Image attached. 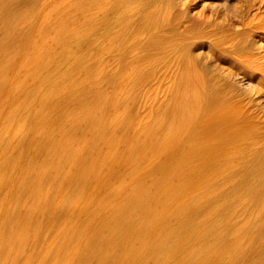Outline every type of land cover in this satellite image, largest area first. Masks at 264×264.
<instances>
[{"label": "rangeland", "instance_id": "374dc122", "mask_svg": "<svg viewBox=\"0 0 264 264\" xmlns=\"http://www.w3.org/2000/svg\"><path fill=\"white\" fill-rule=\"evenodd\" d=\"M210 89L213 133L187 122ZM244 119L264 133V0H0V264H264V200L221 198L252 153L208 138ZM187 176L211 186L178 206Z\"/></svg>", "mask_w": 264, "mask_h": 264}, {"label": "bare ground", "instance_id": "6f19581e", "mask_svg": "<svg viewBox=\"0 0 264 264\" xmlns=\"http://www.w3.org/2000/svg\"><path fill=\"white\" fill-rule=\"evenodd\" d=\"M152 1V0H151ZM252 11V10H251ZM252 37V36H251ZM247 38V37H246ZM256 41V40H255ZM64 73V72H63ZM185 73V72H184ZM241 78V77H240ZM179 79V78H178ZM202 79V78H201ZM257 79V78H255ZM178 85V84H177ZM185 85V84H184ZM261 85V84H260ZM185 87V86H184ZM207 88V87H206ZM240 88V87H239ZM256 89V88H255ZM196 90V89H195ZM248 91V90H247ZM249 92V91H248ZM181 93V92H180ZM182 94V93H181ZM198 94V93H197ZM243 95L247 96L246 92L243 91L242 93ZM218 95V96H217ZM182 96V95H180ZM179 96V97H180ZM196 96V95H195ZM212 96V97H211ZM214 96L220 97V93H214L213 90H208V91H204L203 97H201V100L199 99V97H197V100H194L197 106V109L192 115H190L187 118V122L191 125H193L198 131L202 130V129H208L210 132H214V128L213 125H215V121H216V110H213L211 107L216 106L214 100L212 104H214L213 106L209 105V99L210 97L213 99ZM204 98V99H203ZM211 99V100H212ZM183 100V99H182ZM236 100L242 102L243 98L240 97V95H238V97H236ZM253 101V100H252ZM219 102V101H218ZM221 102V101H220ZM219 102V103H220ZM254 102V101H253ZM183 103V102H182ZM191 103H193V100L191 101ZM194 103V104H195ZM211 106V107H210ZM210 107L212 110H210L209 112L207 110H209ZM208 108V109H206ZM186 109V108H185ZM205 109H206V114H205ZM184 117V116H183ZM231 121V120H230ZM229 121V122H230ZM253 126L250 125L247 121H245V119L242 121V123L239 126H233L232 131H225L223 132L222 136L219 137V139L217 141H214V139H216L218 136V134H216V136L211 135L210 141L216 144H213L212 149L216 150L217 152H220L221 146L224 144H229V143H234L235 144V148L233 149H227V150H223L221 149V153L220 155L226 156L228 158H230L231 154H235L237 159H242L245 158V154L250 152L252 153V159L253 161L251 162L252 164L247 165V168L245 167L244 171H242L240 173L241 178L240 181L237 182L236 184H234L231 188H228V190H226L225 192H223V194L221 195L223 198L224 196L227 195V193L231 192L237 195L239 194V192L241 191H249V190H254V194H253V198L256 202H261L264 200V133L260 134V132L258 134H255L253 132ZM217 129V127L215 128V130ZM222 132V131H221ZM202 133V132H201ZM204 134V133H203ZM215 135V134H214ZM260 145V146H257ZM263 144V145H262ZM167 145V144H166ZM227 146V145H226ZM166 149V148H165ZM180 150V149H179ZM204 152V151H203ZM173 153V152H172ZM205 154V152H204ZM195 155H200V151L196 152ZM192 157V156H191ZM227 158V159H228ZM167 159V158H166ZM194 159V158H193ZM168 160V159H167ZM183 160V159H182ZM233 160V159H232ZM36 161V160H35ZM186 161V160H184ZM195 163V162H194ZM249 163V162H248ZM184 164V163H183ZM217 164V163H216ZM225 165V164H224ZM215 166V162L211 163L210 166H206L209 167V169L211 167ZM246 166V164H245ZM244 167V165H243ZM187 168V167H186ZM180 169V168H179ZM208 169V168H207ZM243 169V168H242ZM169 170V169H168ZM205 167L204 168H199L196 172L197 176L205 173ZM241 170V169H240ZM238 174H239V170ZM194 172V171H193ZM120 173V172H119ZM192 173V172H191ZM237 173V172H235ZM168 174V173H167ZM188 174V173H187ZM195 174V175H196ZM236 174V175H238ZM67 175V174H66ZM68 176V175H67ZM176 177L183 178L181 176V174L176 173ZM195 177V176H194ZM194 177H186V181L188 180L189 182H191V185H189V187H187L186 189L184 188H178L176 186V189L174 188L173 190H169L165 189V186H163V195L164 196H168L169 193L172 192V194H175V198L177 199V204L179 206V204H182L183 201L186 199L185 202H189L191 201L192 197L190 196L196 189L200 191V197H206V193L209 191L210 189V182L207 179H204L202 182H196V179L194 181ZM240 177V176H239ZM63 178V177H62ZM203 178V177H202ZM256 178V179H254ZM168 179V178H167ZM185 180V178H183ZM199 179V178H198ZM254 179V180H253ZM160 180V179H159ZM253 180V182H252ZM176 181V179H175ZM143 182V181H142ZM167 182V181H166ZM172 182V181H171ZM251 182V183H250ZM153 184V183H152ZM166 184V183H165ZM168 185V184H167ZM171 185V184H170ZM254 185V186H251ZM27 186V185H26ZM159 187H161L159 185ZM158 187V188H159ZM27 188V187H26ZM162 188V187H161ZM169 188V187H167ZM22 194V193H21ZM162 197V196H161ZM172 198V197H171ZM185 198V199H184ZM167 200V199H166ZM170 200V198H169ZM176 201V200H175ZM174 201V202H175ZM167 202V201H166ZM166 202L164 199H160V202H158V205L161 203L162 207L166 206ZM157 203V202H156ZM47 204V203H46ZM92 204V203H91ZM149 204V203H148ZM186 204V203H185ZM188 205V204H186ZM185 205V206H186ZM132 206V205H131ZM141 206V205H140ZM153 207V206H152ZM188 207V208H187ZM136 208V207H135ZM179 208V207H178ZM16 209V208H15ZM120 209V208H119ZM129 209V208H128ZM153 209V208H152ZM210 209V207H209ZM145 210V212L143 213L145 216L148 215L147 210ZM142 210V211H143ZM150 210V209H149ZM49 211V210H48ZM135 211V210H134ZM133 211V212H134ZM136 212V211H135ZM179 215H182V220L181 222L176 226L179 227V234H176L175 236V244L178 246L179 249H181L182 247V238H185L184 235L185 233V229L187 228V224H189V220L185 217H187V214H189V205L186 206V208H179ZM209 213V212H208ZM143 215V216H144ZM128 216H135L132 214V211L130 212V214H128ZM151 216V215H150ZM134 218V217H132ZM143 218V217H142ZM129 219V218H127ZM126 216L124 217V226L123 228H129L131 229L130 231H134L136 235H141L143 237V232H148V230L150 229V227L148 228H143V226L141 225H133L130 226L127 222ZM154 221V220H153ZM115 222V221H114ZM151 224V223H150ZM130 226V227H129ZM166 227H171L170 222L166 223ZM175 226L172 227L173 229L176 228ZM116 229V228H115ZM178 229V228H177ZM106 231V230H105ZM174 232V231H173ZM101 233V232H100ZM125 233V232H124ZM119 234V233H118ZM131 234V233H130ZM174 234V235H175ZM133 235V234H132ZM192 235H196V234H192ZM191 235V236H192ZM98 237H100V235H98ZM97 237V239H98ZM190 237V236H189ZM188 237V238H189ZM139 238V237H138ZM140 239V238H139ZM91 241V240H90ZM119 244V243H118ZM135 242L134 241H127V249L129 250L130 254H134L136 252V247L134 246ZM123 245V244H122ZM140 245V244H139ZM138 246V245H137ZM88 247V246H87ZM122 247V246H121ZM120 247V248H121ZM92 248V247H91ZM116 249V248H115ZM118 249V248H117ZM113 250V249H112ZM182 250V249H181ZM86 251V249H85ZM119 251V250H118ZM127 251V250H126ZM89 253V252H88ZM124 253V252H123ZM111 254V253H109ZM86 255V252H85ZM121 255V254H120ZM81 256V255H79ZM128 256V255H127ZM69 257V256H68ZM86 257V256H85ZM81 258H83L81 256ZM125 258H119L117 260V264H123L125 262ZM71 260V259H70ZM75 260V259H74ZM83 260V259H82ZM76 261V260H75ZM77 262V261H76ZM115 262V261H114ZM71 263V262H70Z\"/></svg>", "mask_w": 264, "mask_h": 264}]
</instances>
